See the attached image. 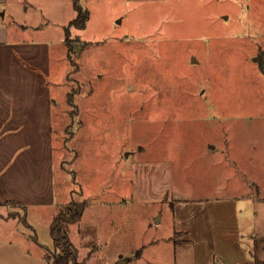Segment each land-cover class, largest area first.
Returning <instances> with one entry per match:
<instances>
[{"label": "rangeland", "instance_id": "1", "mask_svg": "<svg viewBox=\"0 0 264 264\" xmlns=\"http://www.w3.org/2000/svg\"><path fill=\"white\" fill-rule=\"evenodd\" d=\"M33 1L44 9L25 10L26 43L45 46L49 121L38 116L33 142L15 155L33 147L56 201L87 203L80 223L97 246L87 264L118 248L128 264L188 253L153 243L171 231L167 197L222 184L215 171L226 168L212 164L241 156L244 138L248 158L264 156V0H79L89 12L81 28L70 24L71 0ZM155 161L166 198L141 200ZM41 217L28 219L55 248ZM31 261L0 255V264Z\"/></svg>", "mask_w": 264, "mask_h": 264}, {"label": "crops", "instance_id": "2", "mask_svg": "<svg viewBox=\"0 0 264 264\" xmlns=\"http://www.w3.org/2000/svg\"><path fill=\"white\" fill-rule=\"evenodd\" d=\"M30 7L44 9L33 0H0V255L28 258L32 260L28 264H41L40 258L45 261L48 251L54 252L55 248L46 247L49 242L40 237L38 220L28 218L37 216V212L46 215L48 218L40 220L43 228L48 229L60 205L72 200L56 201L53 185L48 181L51 175L48 164L42 170L43 180H39L41 172L37 171L33 147L15 155L17 149L33 142L26 132L36 130V118L49 121L51 94L45 91L48 78L42 53L45 46L26 43L24 14ZM247 145L250 142L244 138L241 146L245 151L241 156L213 162V166L226 168L221 176V171H215L222 184L213 183L207 189L201 186L176 199L167 197L171 231L155 238L153 243L161 240L170 250L180 248L189 252L179 258L170 257L165 264H264V156L248 158ZM146 167L153 173L148 172L149 190L141 200L165 199L161 193L169 183L159 181L161 165L155 161L148 162ZM13 204L24 214L8 208ZM18 217H24L23 222L36 232L21 230ZM162 217L156 219L157 224ZM81 221L68 224L67 231L81 261L87 264L93 247L97 246L91 243L95 238L82 228ZM121 252L122 248H118L112 255L105 253L100 264H114L121 259L128 264L130 259ZM46 260L44 264H54Z\"/></svg>", "mask_w": 264, "mask_h": 264}, {"label": "trees", "instance_id": "3", "mask_svg": "<svg viewBox=\"0 0 264 264\" xmlns=\"http://www.w3.org/2000/svg\"><path fill=\"white\" fill-rule=\"evenodd\" d=\"M71 1L76 10V17L71 20L70 24L81 28L89 18L88 9L83 7L79 0ZM69 25L66 27V39L69 38ZM86 204V202L79 203L77 201H71L66 204L64 208H60L54 215L49 226V231L53 238L55 250L57 251L60 249V252L48 251L49 253H47V257L50 258L54 264H85L84 261H78L76 259L78 249L70 240L67 225L72 224V222H77L82 218V212ZM22 218L25 221L24 217Z\"/></svg>", "mask_w": 264, "mask_h": 264}, {"label": "water", "instance_id": "4", "mask_svg": "<svg viewBox=\"0 0 264 264\" xmlns=\"http://www.w3.org/2000/svg\"><path fill=\"white\" fill-rule=\"evenodd\" d=\"M124 263H125V260H122V259H121V260L119 261V264H124Z\"/></svg>", "mask_w": 264, "mask_h": 264}]
</instances>
